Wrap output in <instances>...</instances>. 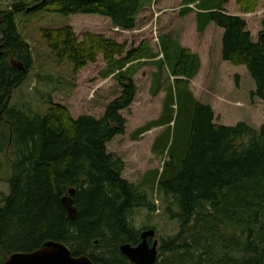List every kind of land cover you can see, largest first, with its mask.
Listing matches in <instances>:
<instances>
[{"label":"trees","instance_id":"16d2710c","mask_svg":"<svg viewBox=\"0 0 264 264\" xmlns=\"http://www.w3.org/2000/svg\"><path fill=\"white\" fill-rule=\"evenodd\" d=\"M2 1L0 181L1 154L8 155L12 174L10 193L0 199V263L15 252H32L53 240L95 263L133 264L120 246L141 242L131 216L142 208L156 210L149 196L156 192L167 202L165 210L177 219L179 229L162 240L155 264H264V125L257 130L246 122L215 123L213 108L201 103L190 88L201 58L171 33L161 34V52L156 53L147 41L128 49L127 42L103 34L86 32L79 40L71 25L43 28L41 34L59 64L68 61L77 72L102 55L106 67L101 76H112L122 92L101 118H74L60 103H53L46 115L11 104L14 90L35 64L19 13L98 14L132 30L153 0H33L15 1L10 7H3ZM260 1L238 0V5L243 13H252ZM228 2L184 0L181 15L195 5L199 32L211 23L223 29V60L246 66L256 84L253 95L264 101V21L255 41L247 20L227 11ZM149 59L157 66L151 95L165 88L166 96L161 116L138 128L134 139L169 125L156 139L154 151L168 152L171 159L162 171H148L132 183L122 176L124 161L109 152L108 143L126 132L122 111L135 100L134 76ZM167 74L174 80L165 87ZM182 123L180 149L174 152L171 137L175 139ZM71 188L78 209L75 219L63 204Z\"/></svg>","mask_w":264,"mask_h":264},{"label":"rangeland","instance_id":"374dc122","mask_svg":"<svg viewBox=\"0 0 264 264\" xmlns=\"http://www.w3.org/2000/svg\"><path fill=\"white\" fill-rule=\"evenodd\" d=\"M15 1L30 3L33 0H3L2 6L10 7ZM184 7V0H153L141 11L137 26L132 30L117 27L109 17L98 14L64 16L49 10L32 14L19 13L17 20L22 33L31 44L35 64L23 84L14 90L11 104L28 113L31 111L46 115L53 103H60L69 109L74 118L82 115L101 118L108 104L122 92V87L112 76H101V70L106 67L102 55L97 62L90 63L77 72L68 61L59 64L41 34L43 28L71 25L79 40L86 32L103 34L120 43L127 42L128 49L147 41L156 53L161 52V34L171 33L182 46L191 49L201 58V69L191 80L190 88L201 103L213 108L214 122L226 126L246 122L260 130L264 125V101L253 95L256 84L248 69L223 60L222 28L211 23L204 32H199L197 7L192 5V12L181 15ZM225 8L229 13H238L247 20L248 30L256 41L263 29L264 0L260 1L256 11L252 13H243L238 0H229ZM153 61L155 59H149L134 76L137 85L135 100L129 108L122 111L127 119L125 134L108 143L109 152L124 161L122 176L132 183L141 181L148 171H162L165 162L171 159L168 152L159 155L154 151L156 139L169 125L154 127L134 139L135 131L158 119L163 110L166 89L157 96L151 95L153 74L157 71ZM167 76L168 74L165 76V87L174 80ZM173 127L174 123H171L172 134ZM182 130L183 123L176 130L175 139L174 136L171 137L170 146L174 143V152L180 149ZM1 159L4 165L1 171L0 199L10 193L8 180L12 174L8 155L1 154ZM149 196L155 201L156 210L142 208L135 211L131 216L132 225L139 232L155 228L161 241L175 235L179 223L166 212L167 202L156 192H149Z\"/></svg>","mask_w":264,"mask_h":264},{"label":"water","instance_id":"95a60500","mask_svg":"<svg viewBox=\"0 0 264 264\" xmlns=\"http://www.w3.org/2000/svg\"><path fill=\"white\" fill-rule=\"evenodd\" d=\"M46 1V0H43ZM86 1V0H83ZM75 189L63 198V204L68 216L75 219L78 209L75 206ZM141 242L137 245L124 243L120 246L121 252L133 264H155L159 255V237L155 228H147L140 233ZM150 239L153 240L152 245ZM0 264H102L95 263L88 255L74 256L71 249L59 241H47L41 248L32 252H15Z\"/></svg>","mask_w":264,"mask_h":264},{"label":"flooded vegetation","instance_id":"af4514ba","mask_svg":"<svg viewBox=\"0 0 264 264\" xmlns=\"http://www.w3.org/2000/svg\"><path fill=\"white\" fill-rule=\"evenodd\" d=\"M159 240H160V243H159V248H160L162 241H161V239H160V238H159ZM149 241H150V244L152 245V243H153V240H152V239H150Z\"/></svg>","mask_w":264,"mask_h":264},{"label":"crops","instance_id":"0c3cea01","mask_svg":"<svg viewBox=\"0 0 264 264\" xmlns=\"http://www.w3.org/2000/svg\"><path fill=\"white\" fill-rule=\"evenodd\" d=\"M232 14H234V15H239L238 13H234V12H233ZM223 32H224V31H223ZM223 32H222V36H223ZM255 87H256V86H255ZM255 89H256V88H255Z\"/></svg>","mask_w":264,"mask_h":264}]
</instances>
